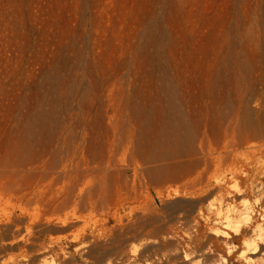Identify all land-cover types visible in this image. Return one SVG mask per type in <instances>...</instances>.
Wrapping results in <instances>:
<instances>
[{
  "label": "rangeland",
  "instance_id": "obj_1",
  "mask_svg": "<svg viewBox=\"0 0 264 264\" xmlns=\"http://www.w3.org/2000/svg\"><path fill=\"white\" fill-rule=\"evenodd\" d=\"M262 141L264 0H0V229L58 210L79 231L135 192L160 209L202 157Z\"/></svg>",
  "mask_w": 264,
  "mask_h": 264
},
{
  "label": "bare ground",
  "instance_id": "obj_2",
  "mask_svg": "<svg viewBox=\"0 0 264 264\" xmlns=\"http://www.w3.org/2000/svg\"><path fill=\"white\" fill-rule=\"evenodd\" d=\"M235 149L198 160L204 172L167 189L162 197L171 201L160 209L135 192L120 209L95 204L79 231L58 210L11 234L4 226L0 255L22 243L20 259L6 264H264V141L245 161Z\"/></svg>",
  "mask_w": 264,
  "mask_h": 264
}]
</instances>
